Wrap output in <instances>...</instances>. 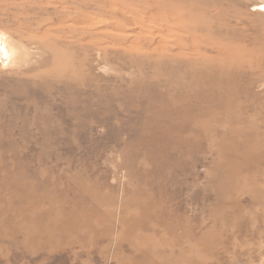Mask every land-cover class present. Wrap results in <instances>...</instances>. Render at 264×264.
<instances>
[{
	"label": "rangeland",
	"instance_id": "obj_1",
	"mask_svg": "<svg viewBox=\"0 0 264 264\" xmlns=\"http://www.w3.org/2000/svg\"><path fill=\"white\" fill-rule=\"evenodd\" d=\"M0 35V264H264V0H0Z\"/></svg>",
	"mask_w": 264,
	"mask_h": 264
},
{
	"label": "bare ground",
	"instance_id": "obj_2",
	"mask_svg": "<svg viewBox=\"0 0 264 264\" xmlns=\"http://www.w3.org/2000/svg\"><path fill=\"white\" fill-rule=\"evenodd\" d=\"M0 49L3 52L4 59L6 61H9L10 63L16 58V56H18V50L12 47L11 45H8L4 37H2L1 35H0Z\"/></svg>",
	"mask_w": 264,
	"mask_h": 264
}]
</instances>
